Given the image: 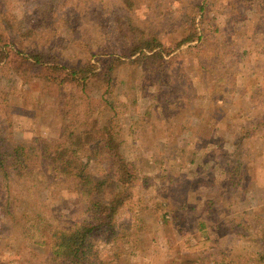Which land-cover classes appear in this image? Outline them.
I'll list each match as a JSON object with an SVG mask.
<instances>
[{
    "label": "rangeland",
    "instance_id": "1",
    "mask_svg": "<svg viewBox=\"0 0 264 264\" xmlns=\"http://www.w3.org/2000/svg\"><path fill=\"white\" fill-rule=\"evenodd\" d=\"M29 1L0 0V7L8 5L11 15L20 17ZM130 1L129 8L123 4V29L128 15L172 47L191 20L201 18L205 45L183 47L163 69L124 65L110 97L114 110L98 117L120 128L119 152L136 173V226L130 243L118 251L123 264H256L252 254L262 243L248 231L264 227V136L254 135L264 119V1ZM67 3L49 45L60 59L80 64L92 54L120 53L123 45L109 24L115 0ZM103 91L92 83L86 95L97 103ZM64 96L35 79L0 71V123L20 144L55 139L67 121ZM236 150L248 163L239 176L231 173L238 165L231 156ZM107 169L101 159L90 164L94 176ZM37 179L24 188L11 186L17 202L13 217L3 216L0 197V264H47L36 242L48 241L46 224L64 226L74 208V193L64 187L48 193ZM232 182L237 186L229 188ZM233 233L246 239L236 246ZM223 235L220 246L194 247ZM112 248L104 243L102 255L113 258Z\"/></svg>",
    "mask_w": 264,
    "mask_h": 264
},
{
    "label": "trees",
    "instance_id": "2",
    "mask_svg": "<svg viewBox=\"0 0 264 264\" xmlns=\"http://www.w3.org/2000/svg\"><path fill=\"white\" fill-rule=\"evenodd\" d=\"M67 2L30 0L20 17L12 16L8 5L0 7V71L56 88L65 95L62 114L67 120L62 123L55 139L35 138L28 144L15 142L0 123L2 214L13 217V207L17 202L11 197L12 185L24 188L28 181L36 182L39 178L48 193L64 187L75 195L74 208L68 220L58 228L46 224L50 240L36 242L40 250H45L47 264H123L118 251L123 252V244L130 243L136 226L132 213L136 173L133 165L119 152L123 145L120 128L111 122L100 123L98 117L110 112L109 109L114 110L110 97L115 78L124 65L163 69L170 63L172 55L183 51V47L205 45L200 31L201 18L199 21L192 19L185 35L174 46L167 47L157 34L137 26L128 15L125 22L128 29H123V4L129 8L131 1L115 0L113 8L108 11L109 24L117 41L123 45L120 53L92 54L80 64H68L49 48L54 38L52 28L63 23L59 12L68 5ZM78 2L86 6V0ZM73 4L76 5L75 1ZM18 44L25 47L19 49ZM92 83L104 89L102 100L97 103L86 95V89ZM78 94L81 95L75 99ZM3 101L4 98H0V107ZM149 114L150 111L146 112L145 117ZM77 124L81 125L80 129H77ZM256 127L259 132L254 135L264 136V119ZM242 153L236 150L231 155L238 162L231 173L236 170L237 176L248 167L240 157ZM100 159L108 167L101 177L90 172V164ZM236 186L232 182L229 188ZM128 213L129 219L125 217ZM32 219L36 223L42 221L40 215ZM249 230L253 240L262 243L251 260L264 264V227ZM233 234L236 246L246 239L240 233ZM7 238L12 241L14 235L11 233ZM222 239L224 235L217 241L205 238L194 247L220 246ZM109 241L112 249L116 250L113 258L102 255L101 246Z\"/></svg>",
    "mask_w": 264,
    "mask_h": 264
}]
</instances>
